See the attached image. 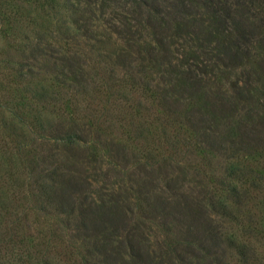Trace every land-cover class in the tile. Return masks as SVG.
Returning a JSON list of instances; mask_svg holds the SVG:
<instances>
[{
    "label": "rangeland",
    "instance_id": "rangeland-1",
    "mask_svg": "<svg viewBox=\"0 0 264 264\" xmlns=\"http://www.w3.org/2000/svg\"><path fill=\"white\" fill-rule=\"evenodd\" d=\"M216 1L0 0V264L102 260L101 212L117 264L126 235L158 264H264V0L225 3L231 73L204 37ZM200 59L199 90L173 82Z\"/></svg>",
    "mask_w": 264,
    "mask_h": 264
},
{
    "label": "trees",
    "instance_id": "trees-1",
    "mask_svg": "<svg viewBox=\"0 0 264 264\" xmlns=\"http://www.w3.org/2000/svg\"><path fill=\"white\" fill-rule=\"evenodd\" d=\"M220 1H222L220 3ZM228 0H217L215 5H211V8L209 9L211 11V17L208 19V22L206 26H204V37H207L209 41H212L211 44H215L213 46L214 52L213 56L218 59L221 63V66L223 67V70L225 73H231V70L239 67L241 65H244V56L248 55L246 51H242L241 47L233 42L231 40V36H237L241 37V24L238 23V21H232L231 26L232 29L230 30L228 28V20L227 17L232 18V16H229V7L225 5V3ZM202 28V29H203ZM201 29V28H200ZM228 39V40H227ZM205 44V43H204ZM192 59H195L193 56H191ZM190 57V58H191ZM199 62L195 61H186L185 62V68H181L178 66V64H173L171 61H169V64L173 66V75L172 79L173 82H176L177 84H185V89L188 91H197L200 89V83H202V79H204V75H201L200 73L204 74L207 70L206 67L209 64V62L205 60H198ZM198 70V72L196 71ZM222 71V69H221ZM251 88V87H250ZM251 89H247L248 93L250 94ZM252 92V91H251ZM193 93V92H192ZM195 94V93H193ZM192 95V94H191ZM213 105V103H211ZM206 107L207 105H203ZM228 190H231L235 193L237 196L239 191L237 190L236 186H231L228 188ZM46 193L49 195V190H45ZM56 197H60L61 200L68 199V195H66L65 192L61 191ZM50 197V196H48ZM173 205L171 207L175 208L174 211H177L179 213H182L183 208H189V211L191 213L192 219L191 220L194 225V229H198V224L201 223L200 216L201 214L204 215L206 212V209L198 204V202H194L191 200H188V198H184L182 201H174ZM220 208V213L229 214V204L227 202H217L216 203ZM213 205V203H212ZM149 210L152 211H159L158 214L164 216L165 214L169 213L167 211V207L169 205L167 203H164L163 200H157V201H149L148 202ZM87 209V208H85ZM100 211V210H99ZM93 211L89 208L83 213L82 209V215L87 216V213H92ZM157 213V212H156ZM112 213H106L101 212V214L98 216L96 213L92 215L91 219L98 218L97 221L93 222V229H94V238H93V247L97 250H100V252L103 254L104 258L102 260H99L97 262H93L92 264H117L115 261L118 258V255L116 253H120L122 251L123 247L120 245V242L122 240L117 239V242L119 240V243L115 245L116 250L113 252L112 248L109 246L110 241L113 239L112 235H110L113 231H115L118 227L117 224H115V219H113ZM108 215H110L112 218L109 219L113 224H109L108 226H104L101 231H104L100 237L97 236L98 228L101 225L106 224V219H108ZM109 216V217H110ZM96 233V234H95ZM127 243H128V249H129V259L131 261V264H158L159 262H156L154 258L148 253V250L141 246L139 244V239L134 240L133 237L126 235ZM119 257H122L119 255ZM88 259V258H87ZM155 262V263H154ZM160 264H164V262H161Z\"/></svg>",
    "mask_w": 264,
    "mask_h": 264
}]
</instances>
